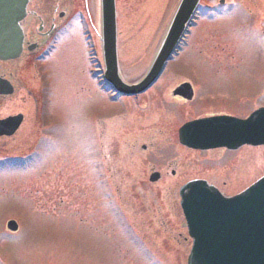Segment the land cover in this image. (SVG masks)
Listing matches in <instances>:
<instances>
[{
	"label": "rangeland",
	"instance_id": "rangeland-1",
	"mask_svg": "<svg viewBox=\"0 0 264 264\" xmlns=\"http://www.w3.org/2000/svg\"><path fill=\"white\" fill-rule=\"evenodd\" d=\"M178 1L115 0L117 61L128 85L150 65ZM237 2L223 17L202 14L187 46L144 96V109L106 103L90 79L89 61L102 56L93 32L99 0H73L74 17L44 58L0 64V71L12 69L18 88L12 100L0 101V118L24 117L15 135L0 140V264H186L179 188L202 179L232 197L264 176V147L189 152L175 136L196 116L243 117L264 106V0ZM184 80L196 88L187 105L169 95ZM91 109L97 153L104 150L102 128L111 133L104 176L91 164ZM135 143L148 151L132 155ZM151 170L161 175L153 183ZM8 221L16 232L6 230Z\"/></svg>",
	"mask_w": 264,
	"mask_h": 264
},
{
	"label": "water",
	"instance_id": "water-1",
	"mask_svg": "<svg viewBox=\"0 0 264 264\" xmlns=\"http://www.w3.org/2000/svg\"><path fill=\"white\" fill-rule=\"evenodd\" d=\"M198 1L180 0L146 75L134 85L122 83L117 76L115 0L99 1L102 58L114 76L110 82L116 93L128 97L140 95L157 81ZM27 2L0 0V62L15 61L21 55V22L26 16ZM12 94L11 83L0 76V97ZM173 95L190 99V85L181 84ZM21 122L20 114L0 120V137L13 135ZM178 138L180 144L195 150L264 146V108L244 120L221 116L186 123L179 129ZM178 196L191 239L186 264H264V176L229 198L201 180L184 184ZM6 229L15 232L17 225L8 221Z\"/></svg>",
	"mask_w": 264,
	"mask_h": 264
},
{
	"label": "flooded vegetation",
	"instance_id": "flooded-vegetation-1",
	"mask_svg": "<svg viewBox=\"0 0 264 264\" xmlns=\"http://www.w3.org/2000/svg\"><path fill=\"white\" fill-rule=\"evenodd\" d=\"M215 1H212V3H210L211 5H206L204 7L203 5H205V2L203 0H199L196 11L193 13V15L190 18V21L188 22V28L186 29L185 35L177 47V50H176L177 52L175 53L174 57L172 58L171 61H169L166 64L161 76L158 78L155 84L149 90H147L141 95L134 96V97H125V96H121L117 94L114 91L112 84L110 82V80H112L114 76L112 75L110 68H108L106 61L103 60L102 56L100 59H98V61H89V64L91 66L90 79L94 82L95 88L98 89L97 91L100 94L104 95V99L107 101L106 103L119 105L120 110L127 109V107L130 106V104H132V106H137L138 110L144 109V105H145L143 101L144 96L148 94L150 91H152V89L158 84V82L163 77L169 65L173 63V59L177 57V55H179V52L182 50V48H184V46H187L188 44L187 39L190 37L192 30L198 26L197 21L201 18L202 14H208L209 19L215 18V15L217 16L222 15L223 17V15H225L226 13L230 14V10H233V8L239 6L237 0H215ZM78 12L79 10L75 12L76 13L75 16H78L79 14ZM70 17H74L73 0H28L27 6H26V16L21 22V29H22V34H23V45H22V52H21L20 59L23 56L24 57L27 56V58L29 57L33 59L35 62V60L38 61L44 58L55 47L58 37L60 38L64 34L63 31L66 25L70 23L71 19H73V18L70 19ZM262 28L264 29V27ZM98 29H99V36H100V17H99V26L97 27L96 24H95V27L93 26V32L95 35H97V40L100 43V37H98ZM260 33L264 34V30H261ZM92 48H94L93 45H92ZM16 62H18V60L9 62L8 64L11 65L12 63H16ZM116 67H117L118 77L120 78L122 82L127 84V82L123 80V78L119 74V61H116ZM147 69L144 71L141 77L138 80H136L134 83L138 82L145 75V72L147 71ZM11 72H12V69H8L7 71L3 70L2 72H0V74L1 75H3L4 73L7 74L6 78L10 81L11 85L13 86V91H14L13 95H15L18 93V88L16 87L15 81L12 79L13 73ZM5 74L4 76H6ZM183 83H189L191 85L190 99H185L179 95H173L174 90ZM195 89L196 88L193 86L191 82L184 80L178 83V85H176L173 89L169 91L170 99L174 103L177 102V103H181L182 105L190 104L195 101V98H196ZM6 99L10 101L11 98L10 97L8 98L0 97V101H5ZM206 102L208 103L211 101L210 100L201 101L200 104H203ZM254 110L255 109H253L252 111ZM90 111H91L90 115L92 119L89 125V143H90V147L92 150L91 151L92 152L91 164L93 166L94 172H96V170L99 169V171H103L99 173L100 176H104L106 175V172L108 173V169H107L109 167L108 161L111 163V159L109 156L110 151H111V144H112L111 143V133L106 128H102L100 136H101L103 144L100 146L101 147L104 146V150L99 147L98 148L99 150L97 153V148H96L97 142H96L95 125H94L95 120L97 119L96 117L97 112L94 109L93 110L91 109ZM252 111H250L248 115ZM99 114L100 113H98V116ZM102 116L105 118V114H103ZM215 116H230V117H236L239 119H244L247 117V115L243 117H237L227 112H218V113L212 112V113H206L204 115L196 116L190 120L183 122L182 125L187 122L194 121L197 119H204V118H210V117H215ZM156 128L157 130L154 129V131L156 132V134H158L157 131H160L161 129L159 127H156ZM175 136H176L177 144L182 149H185L186 151H189V152H199V153L200 152L213 153V152H222V151L235 152V151H228V150L221 149V148L208 150V151H201V150L187 148L179 144L177 140V131H176ZM1 139H4V138H0V140ZM136 141H139V140H136ZM128 145L130 144L128 143ZM137 146H138L137 143L133 145L132 147L133 152L131 153L132 155L135 153V150L137 151L139 150L140 153H146L148 151V147L144 143L138 146V149H137ZM170 174L174 175L175 173L172 170ZM160 178H161V175L159 171L151 170V172L148 175V182L153 183L155 181H158ZM103 188H106V187L103 186Z\"/></svg>",
	"mask_w": 264,
	"mask_h": 264
}]
</instances>
